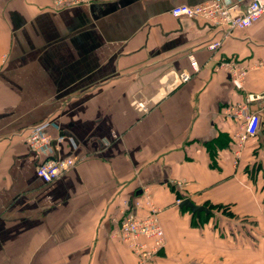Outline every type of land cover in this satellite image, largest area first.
<instances>
[{"label": "crops", "instance_id": "obj_1", "mask_svg": "<svg viewBox=\"0 0 264 264\" xmlns=\"http://www.w3.org/2000/svg\"><path fill=\"white\" fill-rule=\"evenodd\" d=\"M207 1L0 0V264H139L117 230L124 201L146 192L166 234L146 264H264V97L248 101L264 93V15L222 37L170 12ZM230 59L248 70L241 86ZM246 102L261 123L239 156L226 108ZM49 121L65 139L37 153L25 138ZM218 136L233 141L212 166L206 142ZM70 155L59 178L37 174ZM179 193L235 216L213 208L193 226Z\"/></svg>", "mask_w": 264, "mask_h": 264}, {"label": "built area", "instance_id": "obj_2", "mask_svg": "<svg viewBox=\"0 0 264 264\" xmlns=\"http://www.w3.org/2000/svg\"><path fill=\"white\" fill-rule=\"evenodd\" d=\"M86 0H52L55 7L62 8L81 3ZM242 0H210L197 5H178L170 12L175 17H191L203 20L223 31V36H228L233 30L244 29L252 26L264 15V0H249L246 7L241 6ZM222 43V38L209 43V48L215 50ZM193 69L198 70L197 61L191 55ZM223 66L227 67L238 85H242L247 68L241 66L233 59L226 60ZM180 80L188 79L190 73L183 71ZM264 97L262 95H250L248 101ZM226 115L241 123L239 132L235 137V153L240 156L246 142L256 136L261 123V115L258 111L249 108L247 102L233 104L226 108ZM48 125L59 129L54 122H45L34 126L27 134L25 141L37 153L52 152L57 148L65 136L62 133L50 134L46 128ZM72 147L76 148V142L72 137L68 138ZM76 155L64 158H46L37 165V174L45 181L51 182L59 178L66 171L76 165ZM125 210L121 216L117 234L125 241L129 248L137 255L139 264H146L154 258L166 245L165 231L160 219V208L155 204L149 193H145L144 199L134 198L133 201L125 200ZM143 205L147 213L140 215L138 209Z\"/></svg>", "mask_w": 264, "mask_h": 264}, {"label": "trees", "instance_id": "obj_3", "mask_svg": "<svg viewBox=\"0 0 264 264\" xmlns=\"http://www.w3.org/2000/svg\"><path fill=\"white\" fill-rule=\"evenodd\" d=\"M252 138V137H251ZM225 140H227L225 142ZM233 141V139L231 140V138L229 137H226L225 139L223 138L222 139V136H218L208 142H206V145L208 146V149H209V152H210V158H211V165L212 166H215L216 165V157H217V147H225L227 145H229V142ZM178 197L181 198V199H184L187 197L185 195H182V194H178ZM181 207V206H180ZM208 207L211 209V211L209 212H202V215L203 216L202 218V222H204V220H207L212 214H213V208H216V209H221L222 212L226 215H229V216H235L233 215V212L230 211V208L229 206H224L222 204L220 205H214V204H208ZM182 210L186 211H190L192 213V225L195 226L197 224H199V218L196 217L197 213L193 212L190 208L188 207H181Z\"/></svg>", "mask_w": 264, "mask_h": 264}, {"label": "water", "instance_id": "obj_4", "mask_svg": "<svg viewBox=\"0 0 264 264\" xmlns=\"http://www.w3.org/2000/svg\"><path fill=\"white\" fill-rule=\"evenodd\" d=\"M180 206L181 207H188L190 208L193 212L200 214L201 212L205 211V212H209V208L206 205H200V204H196L195 202H193V200H191L190 198L187 197L182 199L180 201Z\"/></svg>", "mask_w": 264, "mask_h": 264}, {"label": "rangeland", "instance_id": "obj_5", "mask_svg": "<svg viewBox=\"0 0 264 264\" xmlns=\"http://www.w3.org/2000/svg\"><path fill=\"white\" fill-rule=\"evenodd\" d=\"M135 199L137 198V197H134ZM142 207H146L145 205H143ZM216 209V208H215ZM219 210H221V209H219ZM158 216H159V214H158ZM159 219H160V217H159ZM161 222V221H160ZM162 224V223H161ZM163 226V225H162ZM164 228V227H163ZM164 231V230H163ZM165 238H166V234H165Z\"/></svg>", "mask_w": 264, "mask_h": 264}]
</instances>
